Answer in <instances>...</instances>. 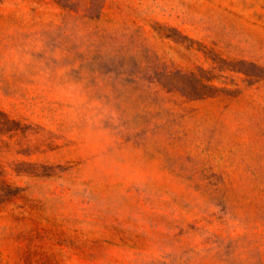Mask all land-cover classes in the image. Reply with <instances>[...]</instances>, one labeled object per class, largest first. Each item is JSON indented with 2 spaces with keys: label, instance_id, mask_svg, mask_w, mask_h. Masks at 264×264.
I'll return each instance as SVG.
<instances>
[{
  "label": "rangeland",
  "instance_id": "rangeland-1",
  "mask_svg": "<svg viewBox=\"0 0 264 264\" xmlns=\"http://www.w3.org/2000/svg\"><path fill=\"white\" fill-rule=\"evenodd\" d=\"M0 264H264V0H0Z\"/></svg>",
  "mask_w": 264,
  "mask_h": 264
},
{
  "label": "trees",
  "instance_id": "trees-1",
  "mask_svg": "<svg viewBox=\"0 0 264 264\" xmlns=\"http://www.w3.org/2000/svg\"><path fill=\"white\" fill-rule=\"evenodd\" d=\"M19 121L10 117L5 111L0 109V133L13 132L18 128ZM3 169L0 164V203L5 196L9 195L14 189L10 183L2 178Z\"/></svg>",
  "mask_w": 264,
  "mask_h": 264
}]
</instances>
